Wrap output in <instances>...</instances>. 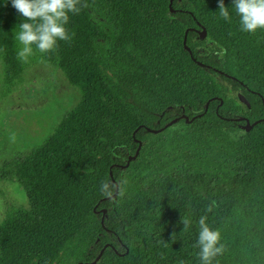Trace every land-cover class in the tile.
I'll list each match as a JSON object with an SVG mask.
<instances>
[{
  "label": "trees",
  "instance_id": "16d2710c",
  "mask_svg": "<svg viewBox=\"0 0 264 264\" xmlns=\"http://www.w3.org/2000/svg\"><path fill=\"white\" fill-rule=\"evenodd\" d=\"M82 3L71 42L33 46L81 96L58 131L0 168L28 202L0 225V264H201V216L225 245L212 264H264V30L241 31L233 0L231 22L218 0ZM20 22L0 0L9 78L24 65ZM102 181L119 190L102 196Z\"/></svg>",
  "mask_w": 264,
  "mask_h": 264
},
{
  "label": "rangeland",
  "instance_id": "374dc122",
  "mask_svg": "<svg viewBox=\"0 0 264 264\" xmlns=\"http://www.w3.org/2000/svg\"><path fill=\"white\" fill-rule=\"evenodd\" d=\"M80 96V88L35 52L12 78L5 75L0 59V168L58 131L62 117L75 110ZM27 204L18 182L0 179V225L10 208Z\"/></svg>",
  "mask_w": 264,
  "mask_h": 264
},
{
  "label": "clouds",
  "instance_id": "9594fccd",
  "mask_svg": "<svg viewBox=\"0 0 264 264\" xmlns=\"http://www.w3.org/2000/svg\"><path fill=\"white\" fill-rule=\"evenodd\" d=\"M11 4L21 16L15 32L19 44L17 59L21 62H27L34 54L33 46L40 53L47 54L57 49L58 41L71 42L75 33H70L66 27L69 14H79L87 6L82 0H11ZM232 8L239 17L241 31L255 33L264 30V0H233ZM218 13L222 19L231 22L224 0H218ZM117 190L119 185L112 181H102L99 188L100 194L108 198ZM182 223L183 231L191 227L187 218H182ZM198 225V238L193 247L199 249L197 255L201 264H212L215 257L223 254L225 245L221 243L220 232L207 223V216H201Z\"/></svg>",
  "mask_w": 264,
  "mask_h": 264
},
{
  "label": "water",
  "instance_id": "95a60500",
  "mask_svg": "<svg viewBox=\"0 0 264 264\" xmlns=\"http://www.w3.org/2000/svg\"><path fill=\"white\" fill-rule=\"evenodd\" d=\"M199 32H200V35H201L202 37L206 35V30H205L204 27H202V29H201ZM186 35H187V30H185V34H184V38H183V42H184V44H185V40H186ZM239 99H240L242 102H244V103H246L247 105H249V103H248V101L246 100V98L244 97V95L239 94ZM186 119H187V118H186ZM176 120H177L176 118L173 119V122L176 121ZM246 121H247L246 129H250L251 126H252L253 124L256 123V122H254L253 124H250L248 120H246ZM171 123H172V122H169V124H171ZM104 211H105V209L103 210V212H104ZM98 257H99V256H98ZM98 257H97V258H98ZM97 258L92 262L93 264H95ZM79 264H84V263H83V262H79ZM85 264H87V263H85Z\"/></svg>",
  "mask_w": 264,
  "mask_h": 264
}]
</instances>
